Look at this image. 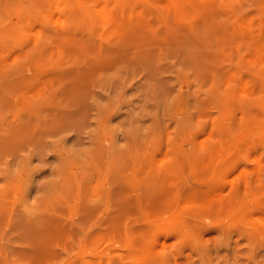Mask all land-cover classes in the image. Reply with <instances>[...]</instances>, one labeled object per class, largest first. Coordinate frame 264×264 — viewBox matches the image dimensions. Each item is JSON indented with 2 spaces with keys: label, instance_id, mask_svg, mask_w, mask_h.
<instances>
[{
  "label": "rangeland",
  "instance_id": "obj_1",
  "mask_svg": "<svg viewBox=\"0 0 264 264\" xmlns=\"http://www.w3.org/2000/svg\"><path fill=\"white\" fill-rule=\"evenodd\" d=\"M0 264H264V0H0Z\"/></svg>",
  "mask_w": 264,
  "mask_h": 264
},
{
  "label": "bare ground",
  "instance_id": "obj_2",
  "mask_svg": "<svg viewBox=\"0 0 264 264\" xmlns=\"http://www.w3.org/2000/svg\"><path fill=\"white\" fill-rule=\"evenodd\" d=\"M95 11H96V10H95ZM102 36H103V35H102ZM259 169H260V168H259ZM256 173H257V172H256ZM256 173H255V174H256ZM259 174H260V172H259ZM230 190H231V189H230ZM226 197H227V196H226Z\"/></svg>",
  "mask_w": 264,
  "mask_h": 264
}]
</instances>
